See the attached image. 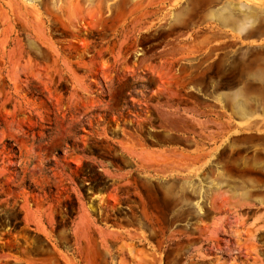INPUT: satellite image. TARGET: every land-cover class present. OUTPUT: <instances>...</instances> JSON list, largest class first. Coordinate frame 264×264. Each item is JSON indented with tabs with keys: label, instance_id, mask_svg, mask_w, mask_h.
I'll return each mask as SVG.
<instances>
[{
	"label": "rangeland",
	"instance_id": "1",
	"mask_svg": "<svg viewBox=\"0 0 264 264\" xmlns=\"http://www.w3.org/2000/svg\"><path fill=\"white\" fill-rule=\"evenodd\" d=\"M0 264H264V0H0Z\"/></svg>",
	"mask_w": 264,
	"mask_h": 264
}]
</instances>
